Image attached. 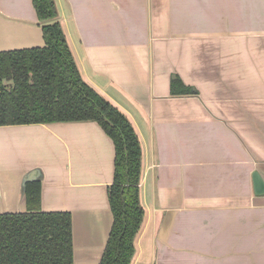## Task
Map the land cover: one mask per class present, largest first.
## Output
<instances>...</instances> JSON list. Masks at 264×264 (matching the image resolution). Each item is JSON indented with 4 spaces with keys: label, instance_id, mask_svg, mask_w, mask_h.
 <instances>
[{
    "label": "crops",
    "instance_id": "0c3cea01",
    "mask_svg": "<svg viewBox=\"0 0 264 264\" xmlns=\"http://www.w3.org/2000/svg\"><path fill=\"white\" fill-rule=\"evenodd\" d=\"M54 2L82 79L140 142L130 264H264V0ZM43 44L32 1L0 0V51ZM114 157L95 121L0 126V213L27 210L34 177L41 211L71 214L72 264H99Z\"/></svg>",
    "mask_w": 264,
    "mask_h": 264
},
{
    "label": "trees",
    "instance_id": "16d2710c",
    "mask_svg": "<svg viewBox=\"0 0 264 264\" xmlns=\"http://www.w3.org/2000/svg\"><path fill=\"white\" fill-rule=\"evenodd\" d=\"M44 44L0 51V126L95 121L111 138L114 176L108 188L112 225L99 264H130L143 220L141 147L133 125L81 77L54 0H31ZM171 93L195 94L176 76ZM27 210L0 213V264H72L71 214L41 211L40 182L23 185Z\"/></svg>",
    "mask_w": 264,
    "mask_h": 264
},
{
    "label": "water",
    "instance_id": "95a60500",
    "mask_svg": "<svg viewBox=\"0 0 264 264\" xmlns=\"http://www.w3.org/2000/svg\"><path fill=\"white\" fill-rule=\"evenodd\" d=\"M172 77L174 78L175 76L173 75ZM251 178H252L253 192L256 195H264V178L262 177V175L256 170L252 173ZM32 180H35V178L31 176H27L25 180L23 181V185L26 182L32 181Z\"/></svg>",
    "mask_w": 264,
    "mask_h": 264
}]
</instances>
